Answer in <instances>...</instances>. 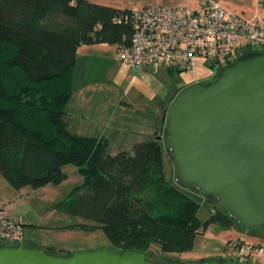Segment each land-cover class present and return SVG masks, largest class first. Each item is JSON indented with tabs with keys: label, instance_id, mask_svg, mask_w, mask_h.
Wrapping results in <instances>:
<instances>
[{
	"label": "trees",
	"instance_id": "trees-1",
	"mask_svg": "<svg viewBox=\"0 0 264 264\" xmlns=\"http://www.w3.org/2000/svg\"><path fill=\"white\" fill-rule=\"evenodd\" d=\"M130 11L88 0H0V176L14 189H38L62 183L63 167L74 164L83 183L58 211L95 224L89 228H100L119 252L152 243L186 252L201 234L199 206L167 179L162 137L112 155L107 139L75 134L64 119L76 51L128 45L133 30L123 16ZM206 197L215 211L203 227H231L236 220Z\"/></svg>",
	"mask_w": 264,
	"mask_h": 264
},
{
	"label": "rangeland",
	"instance_id": "rangeland-1",
	"mask_svg": "<svg viewBox=\"0 0 264 264\" xmlns=\"http://www.w3.org/2000/svg\"><path fill=\"white\" fill-rule=\"evenodd\" d=\"M111 1L114 2V0ZM149 1L124 0V3L129 5V9L133 10L144 8ZM98 2L101 3L96 4L104 5L109 1L100 0ZM247 20H254V18ZM254 50L258 52L261 48H255ZM79 60L73 74L72 100L76 98L79 92L82 95L86 89L84 84L90 86L87 92L96 90L94 88L97 85L101 86L95 96L96 102H93L92 110L89 113L95 123L90 131H85L86 134L93 137L96 128L100 132L109 127L105 138L110 140L108 151L112 155L119 152L121 146L130 150L132 147L127 145L131 141L139 142L148 137L160 135L162 137L164 168L167 179L178 186L199 206L197 218L201 225V234L197 236L193 248L181 253L165 252L158 244L152 243L145 251H142L145 253L146 259L162 264H199L200 261L211 260L210 258L238 260L242 264H264V254L261 258L240 260L232 245L234 241H241L264 248V228H247L236 221L229 228H223L219 224H211L204 228L205 222L215 211V204L198 190L176 179L178 172L169 151L166 149L168 126L162 110L169 108L171 104L169 102L173 101L175 94H179L187 86L198 82L209 83L213 81L217 73L215 60L197 58L191 70L182 72H169L166 68H159L155 71L152 67L134 71L130 65L119 60L116 52L114 55L107 52H104V55L103 53H97V55L86 58L85 61L81 58ZM102 100L105 103L102 107L104 112L97 114L95 106ZM121 113L124 120H128V123L131 122L130 127L132 122L137 121L141 115L150 117L155 115L159 118L158 116L162 114L163 122L161 126V122H157L158 129L155 130L152 136H145L142 139L138 137L135 140V134L131 132L129 126L121 130L115 129L119 126L116 119L120 118ZM103 118L104 124L102 123ZM111 119L113 121L108 126ZM72 125H79L81 127L80 131H84V128L89 129L91 124L75 120ZM63 171L67 173V177L58 185L48 184L38 189L26 186L19 189L18 192L14 191L15 194L11 195L4 192L3 187L0 186V209H4L5 212L6 210L9 211L8 206L10 205L15 213L23 215L24 221L20 223L24 225L25 242H32L36 246H41V248L45 249L46 246H52L57 248L61 252L60 254L63 255L96 251L104 247L119 252L112 246L100 228H89V226L95 224L61 213L55 208L58 202L66 198L73 188L81 185L84 180L74 164H67L63 167ZM0 179L1 183L8 185L2 176H0ZM28 232H30V236L26 235Z\"/></svg>",
	"mask_w": 264,
	"mask_h": 264
},
{
	"label": "water",
	"instance_id": "water-1",
	"mask_svg": "<svg viewBox=\"0 0 264 264\" xmlns=\"http://www.w3.org/2000/svg\"><path fill=\"white\" fill-rule=\"evenodd\" d=\"M176 179L212 197L247 228H264V51L223 66L213 81L184 88L166 112ZM176 181V180H175ZM0 264H162L144 252L107 248L47 254L24 244L0 247ZM199 264H242L204 260Z\"/></svg>",
	"mask_w": 264,
	"mask_h": 264
},
{
	"label": "built area",
	"instance_id": "built-area-1",
	"mask_svg": "<svg viewBox=\"0 0 264 264\" xmlns=\"http://www.w3.org/2000/svg\"><path fill=\"white\" fill-rule=\"evenodd\" d=\"M172 7L151 5L123 16L133 34L128 45L116 49L119 60L131 68L152 67L182 72L197 58L215 60L216 72L255 48L264 51V19L247 20L225 9L219 0H196ZM216 73V74H217ZM23 226L0 209V246L23 244ZM240 260L261 258L264 248L232 242Z\"/></svg>",
	"mask_w": 264,
	"mask_h": 264
},
{
	"label": "crops",
	"instance_id": "crops-1",
	"mask_svg": "<svg viewBox=\"0 0 264 264\" xmlns=\"http://www.w3.org/2000/svg\"><path fill=\"white\" fill-rule=\"evenodd\" d=\"M92 3H101L98 2L100 0H88ZM108 3H104L105 6H109V7H113L116 9H120V10H124V9H129V5L124 3V0H114L110 2V0ZM220 4L227 9L228 11L238 14L240 16H242L245 19H264V0H219ZM180 3H186L188 4V6H190L191 8H195V0H150L148 2L147 5H145L144 7H148L151 5H161V6H165V7H172L175 6L177 4ZM109 46V47H107ZM104 52L110 54V55H114L116 52V47L112 46V45H107V44H96V45H90V46H81L78 48V50L76 51V60H75V66H74V71L76 68L77 63L80 61L79 59H85L88 57H91L92 55H97V53H100L104 55ZM144 69H147V67H145ZM84 84V82H83ZM82 84V86H83ZM89 84H91V82H89ZM81 86V88H82ZM84 87L86 88L84 90V92L81 93L79 92L76 96L75 99L69 101L68 105L66 106V115L64 117L67 128L78 135H86L88 136L85 131H90L92 129V127L94 126V120L90 117L89 113L92 110V106H93V102H96V93L98 91L99 88H101L100 85H97V87H95L94 91H88V88L90 87L88 84H84ZM99 92V91H98ZM98 94V93H97ZM178 94H175V96ZM82 96V97H81ZM79 98V99H78ZM172 101L169 102V104ZM168 104V105H169ZM105 103L104 101H100L96 104L95 106V111L97 114H99L100 112H104V109H102V107H104ZM168 108H166L165 110H162V114L163 111L165 113V111H167ZM162 114H160L157 118L155 115L150 117V116H144L141 115L138 117L137 121L132 122V126L130 127V123H128V120H124V116L121 113L120 118L116 119V123L119 124V126L117 128H115L116 130H121L124 129V127L129 126L130 130L132 133L135 134V140L139 138H143L145 136H152L155 133V130L158 129V125L157 122L160 121V126L162 125L163 122V117ZM75 120H80V121H85L86 124H91L89 129L88 128H84V131H80L81 127L76 126V125H72V122ZM113 119H111V121L108 123V126L112 123ZM167 122V119H166ZM104 124V118H103V122ZM102 125V124H101ZM106 127V126H105ZM88 129V130H86ZM107 130H109V127L106 128V130L100 131L98 132V128H96L95 130V136L93 137H98V138H105V135L107 134ZM101 133V134H100ZM111 135V134H110ZM119 135V134H118ZM89 137V136H88ZM107 139V138H105ZM134 140V141H135ZM108 143H109V139H107ZM136 142L131 141L127 146L132 147ZM123 147V148H122ZM120 151H129L127 150V148H125L124 146H121ZM119 151V152H120ZM3 178V177H2ZM1 180V179H0ZM6 182V180H5ZM7 183V182H6ZM0 186L3 187V191L8 193V195L11 194H15V192H18L20 190L14 189L12 187H10V185H5L4 183H1L0 181ZM8 203L11 204V202L8 201ZM9 211L6 210V213L8 215V217L21 222L24 221V217L23 215H18L17 213H15L11 208L10 205L8 206ZM24 223V222H23ZM24 226V225H22ZM31 227H36V226H31ZM24 232V229H23ZM26 235L30 236V232H28ZM26 236L24 234V240H23V244L27 245L29 247H36V248H40L43 249L44 251L46 250V248L52 247V246H46V248H41V246H36V244L32 243V242H28L26 241ZM262 247V246H261ZM55 248V247H53ZM57 249V248H56ZM213 259V258H210Z\"/></svg>",
	"mask_w": 264,
	"mask_h": 264
}]
</instances>
